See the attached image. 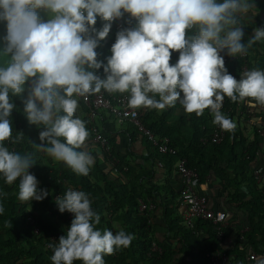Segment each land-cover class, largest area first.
I'll return each mask as SVG.
<instances>
[{
    "label": "clouds",
    "instance_id": "clouds-1",
    "mask_svg": "<svg viewBox=\"0 0 264 264\" xmlns=\"http://www.w3.org/2000/svg\"><path fill=\"white\" fill-rule=\"evenodd\" d=\"M255 6V0H0V22L6 28L0 51L5 57L0 62L4 182L13 185L19 180L21 202L48 195L29 171L35 164L32 154L4 144L23 139H13L9 117L16 107L11 96L24 92L26 82L24 113L29 123L43 127L35 147L77 175L87 176L93 165L91 153L82 150L90 133L86 122L75 116L78 97L101 89L128 93L132 108L164 110L179 102L186 113L197 116L209 109L214 124L234 131L235 123L221 112L223 100L249 98L264 105V69L253 67L237 79L221 53L244 56L253 44L264 41V27H256L243 42V21H250L249 13L255 15ZM125 14L126 23L135 20V26L116 33L104 64L97 59L98 43L108 36L111 22ZM98 17L106 22L99 30ZM173 52L179 53L175 64L170 63ZM101 67L105 78L93 71ZM56 204L61 213L74 216L58 243L48 244L52 264H105L104 256L131 246L133 233L97 227L101 218L88 193L68 188L56 197ZM4 211L0 203V214Z\"/></svg>",
    "mask_w": 264,
    "mask_h": 264
},
{
    "label": "trees",
    "instance_id": "trees-1",
    "mask_svg": "<svg viewBox=\"0 0 264 264\" xmlns=\"http://www.w3.org/2000/svg\"><path fill=\"white\" fill-rule=\"evenodd\" d=\"M255 5L252 10L255 15L249 13L250 21H243L246 23L243 42H247L256 27H264V0H255ZM127 18L128 14H125L123 28L134 27L135 20L129 24L126 23ZM104 23L98 17L95 27L99 30ZM5 34V24L0 22V51L4 48L2 37ZM111 46L110 40L105 38L99 41L96 48L97 59L104 64L111 55ZM3 58L0 56V62ZM178 58L179 53L173 52L170 63L175 64ZM225 66L237 79L253 67L264 69V41L253 44L245 56H229ZM93 71L104 78L103 67ZM29 84L26 82L24 92L11 96L10 100L16 105L9 117L12 121V137L14 139L17 135H23V139L19 143L9 140L4 144L21 154H32L35 164L29 171L37 177L38 189L46 190L48 195L41 201L33 199L21 202L18 199L19 180L8 185L0 175V203L5 209L0 214V264H52L50 257L53 251L48 244L58 243V238L66 234L74 216L67 211L61 213L56 204V197L63 196L68 188L89 194L92 208L101 218L97 225L99 229H109L113 233L123 229L134 234L130 247L103 257L105 264H206V253L215 249L225 250L233 264H250L247 259L249 251L258 255L264 253V211L261 202L264 192L257 189L250 166L256 157V150H260L261 138L255 132V125L247 123L246 109L252 107L258 117L264 114L263 105L256 102L248 105L249 98L232 102L226 97L221 112L236 127L231 132L224 130V137L219 143L202 141V138L208 139L214 127V116L206 109L197 116L195 112L186 113L179 102L164 110L138 108L143 124L157 137H166L168 144L176 149V154L172 155L158 152L127 120L123 121L133 129L132 132L128 131L130 143L138 136L143 152L137 153L129 146L123 152L116 151V138L102 130L109 145V150H105L93 141L92 127L99 129L95 121L104 119V112L110 113L103 109L91 112L78 100L75 116L86 122L90 133L82 150L89 151L93 157L89 174L82 176L35 147L34 144L41 143L39 132L43 127L29 123L24 113ZM156 98L159 99L158 96ZM178 159L186 160V166L197 173L198 181L213 176L226 193L228 204L246 213L248 229L242 234L243 238L231 247L226 248L217 240L208 222L196 223L199 234L182 225L178 194L167 184ZM260 159L264 160V152ZM155 167L162 169L161 174L166 176L165 182L157 181ZM154 193L160 198L164 195L163 200L157 203ZM139 199L153 200L156 210L152 213L139 210ZM160 209V220L170 244H164L156 238L155 229L159 225L154 222L153 213ZM27 217L32 219V224H26ZM33 225L38 228L37 233L33 231ZM201 226L204 232H200ZM153 241L161 247V254L151 250ZM74 264L82 262L74 261Z\"/></svg>",
    "mask_w": 264,
    "mask_h": 264
},
{
    "label": "built area",
    "instance_id": "built-area-1",
    "mask_svg": "<svg viewBox=\"0 0 264 264\" xmlns=\"http://www.w3.org/2000/svg\"><path fill=\"white\" fill-rule=\"evenodd\" d=\"M111 32L106 37L107 40L113 44L116 39V33L123 28V18L116 19L111 22ZM226 51V50H225ZM224 52L221 53L226 61L229 56ZM245 56V55H244ZM246 69V66H243ZM226 98V96H225ZM223 100L222 108L225 104ZM91 112L98 109L108 111L112 116L118 120H127L132 123L135 130L145 136L153 146L157 148L160 153L176 154V149L168 144L166 137H157L149 128H147L141 118V112L138 108H132L129 105L128 93H109L104 89L99 92L86 94L85 96L78 97ZM255 104V101L248 100V105ZM247 123L251 126L255 125V132L261 138L260 150H256L255 159L250 162L252 177L255 181L257 189L262 193L264 192V160L260 156L264 152V114L256 117L255 110L252 107H247ZM211 113L209 109H206ZM212 114V113H211ZM93 141L98 143L105 150H109V145L104 134L96 127H92ZM224 137V130L217 124H214L211 134L208 139L202 138V141L207 140L219 143ZM175 172L180 176V189L177 195V202L181 210L182 225L187 229L192 230L195 234L199 231L195 228L196 223L208 222L214 229V234L217 240L222 241L225 235V228L229 225L226 217L227 214L224 210L219 209L211 201V198L202 193L198 187L197 173L186 166L185 159H178L175 164ZM262 209L264 211V196L262 197ZM139 210L154 212L156 204L153 200L139 199ZM30 217L26 218V224H32ZM248 229V225L241 226L239 229V238L242 239L243 235ZM33 231L38 232V228L33 225ZM151 250L161 254V247L153 241L151 243ZM247 259L253 263L264 264V253L258 255L254 251H249ZM206 264H233L231 256L225 251L215 249L206 253Z\"/></svg>",
    "mask_w": 264,
    "mask_h": 264
},
{
    "label": "crops",
    "instance_id": "crops-1",
    "mask_svg": "<svg viewBox=\"0 0 264 264\" xmlns=\"http://www.w3.org/2000/svg\"><path fill=\"white\" fill-rule=\"evenodd\" d=\"M105 78V75H104ZM140 110H146L147 107H140ZM264 109V105H263ZM105 118L97 119L95 122L97 123L99 130L101 132L106 131L108 134L116 138V143L114 145V149L119 152H123L127 146L131 147L135 152L141 153L143 152V146L141 144V139L137 136L136 140L130 143V138L128 136V131L132 132L133 129L130 124L126 123V121L118 120L114 116L104 112ZM103 130V131H102ZM107 135V134H105ZM88 140V138H87ZM86 140V141H87ZM85 141V142H86ZM157 170V181L162 183L166 181V176L164 177L161 172L162 169L159 167H155ZM167 184L172 187L173 191L178 194L180 189V176L173 170V172L169 175V182ZM198 189L207 194L211 201L215 204V206L219 209H222L227 214V221L229 225L225 228L224 239L220 241L223 246L226 248L231 247L236 241L240 240L239 238V229L241 226L247 225L246 213L238 210L236 207L231 206L227 202L226 193L220 185L218 181L213 177H207L204 180H199L197 182ZM156 202L158 203L160 200H163L164 195L158 196L154 193ZM160 208V207H159ZM160 210H157L153 213L154 222L159 225L155 229L156 238L158 241L164 244H170L171 241L169 238H166V229L163 226L162 221L160 220ZM200 232H204L203 227L199 228ZM219 241V240H218ZM173 242V241H172ZM250 264H259L253 263L249 261Z\"/></svg>",
    "mask_w": 264,
    "mask_h": 264
},
{
    "label": "rangeland",
    "instance_id": "rangeland-1",
    "mask_svg": "<svg viewBox=\"0 0 264 264\" xmlns=\"http://www.w3.org/2000/svg\"><path fill=\"white\" fill-rule=\"evenodd\" d=\"M41 16H42L43 18H45V19L47 18V17H46V14L43 13V12H41ZM4 59H5V57L3 58V60H4ZM3 60H2V61H3Z\"/></svg>",
    "mask_w": 264,
    "mask_h": 264
}]
</instances>
